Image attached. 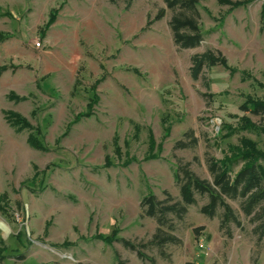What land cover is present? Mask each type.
Wrapping results in <instances>:
<instances>
[{"label":"rangeland","instance_id":"rangeland-1","mask_svg":"<svg viewBox=\"0 0 264 264\" xmlns=\"http://www.w3.org/2000/svg\"><path fill=\"white\" fill-rule=\"evenodd\" d=\"M161 8L0 0V264H264V238L242 217L225 236L199 213L200 197L173 222L180 244L164 255L146 246L140 260L115 240L149 241L156 225L139 204L178 198V160L210 180L207 155L227 159L244 138L264 151V134L241 128L264 120L239 109L247 96L264 100V0H204V40L188 50L173 44L169 11L153 20ZM207 49L229 69L193 81L190 58ZM10 111L28 128L11 127ZM190 130L196 145L175 149Z\"/></svg>","mask_w":264,"mask_h":264},{"label":"trees","instance_id":"trees-1","mask_svg":"<svg viewBox=\"0 0 264 264\" xmlns=\"http://www.w3.org/2000/svg\"><path fill=\"white\" fill-rule=\"evenodd\" d=\"M161 1L165 8L159 9L153 20H161L166 11H169L171 15L168 28L173 44L181 50L199 47L204 40V34L200 28L198 8L204 0ZM151 22L149 21L148 25ZM214 66L229 69L226 58L219 51L207 49L192 55L189 68L191 79L198 81L203 76L204 69ZM239 109L243 113L248 112L264 120L263 99L247 96ZM4 114L6 122L17 131L28 128V124L23 122L19 115L11 111ZM241 128L247 132H255L259 136L264 134V128H258L248 122ZM184 136L190 138L189 143L178 141L175 143V149L192 148L196 145L191 130ZM31 139L33 140L32 136H29V140ZM240 143L241 147L234 149L227 159L217 160L208 155L205 157L210 180L200 178L190 169L189 163L183 164L178 160L174 177L178 187V198L164 191L163 199L148 194L139 204L141 217L152 219L156 225L149 241L135 244L125 239L115 240L124 249L135 252L140 260H146L140 249L146 246L156 248L160 255H164L163 248L166 245L180 244V240L174 235L173 222L182 221L189 208L197 204V197H200L205 198L206 203L199 208V213L208 219L218 218L219 229L225 236H231V226L242 228V217L251 226V234L256 238V243H260L264 238V151H260L257 143L251 139H241ZM231 203L237 208L234 209ZM199 230L201 228H195L194 232L197 233ZM104 242L108 243L107 239ZM115 264L127 262L116 255Z\"/></svg>","mask_w":264,"mask_h":264}]
</instances>
